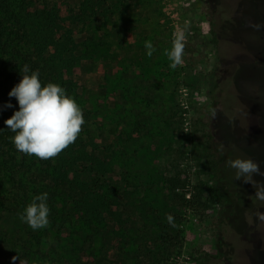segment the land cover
<instances>
[{
    "label": "rangeland",
    "instance_id": "374dc122",
    "mask_svg": "<svg viewBox=\"0 0 264 264\" xmlns=\"http://www.w3.org/2000/svg\"><path fill=\"white\" fill-rule=\"evenodd\" d=\"M125 1L106 58L82 57L72 76L85 123L67 147V179L74 204L102 218L92 241L78 234L76 249L66 245L63 264H264V201L226 166L251 159L264 172V0ZM180 33L183 64L173 70L164 52ZM179 179L193 205L177 194ZM103 187L111 203L100 209ZM32 231L0 210V262L52 264L30 260L36 244L17 259Z\"/></svg>",
    "mask_w": 264,
    "mask_h": 264
},
{
    "label": "trees",
    "instance_id": "16d2710c",
    "mask_svg": "<svg viewBox=\"0 0 264 264\" xmlns=\"http://www.w3.org/2000/svg\"><path fill=\"white\" fill-rule=\"evenodd\" d=\"M47 2L50 3L46 5ZM123 2L126 1L86 0L77 11L69 1L65 4L55 0H0V210L20 215L35 195L45 192L50 209L49 225L36 233L32 231L19 252H12L20 261L21 257L29 260L27 252L36 244L38 259L32 257L31 261L63 264L70 252L66 245L76 249L78 234L84 241L94 239L93 227L98 221L95 217L101 219L102 210L92 215L90 211H94L87 208L88 204H74L73 182L67 179L70 165H75L70 161L73 157L71 150L66 148L57 157L44 160L16 149L11 139L15 133L5 121L19 110V104L9 93L23 79L25 73L21 70L27 65V74L37 72L42 86L58 84L68 96L81 102L79 88L72 76L82 57L106 58L112 46L108 30ZM130 4L124 5V11L131 7ZM113 28L115 34L119 33L116 24ZM102 89L105 90V86ZM9 103L12 107H6ZM48 179L54 183H48ZM185 184L179 179L174 188H183V192L177 194L193 205V200L187 197L190 190ZM59 185L63 191L57 190ZM109 191L104 187L98 190L100 196L108 199L107 202L101 201L100 209L111 203ZM9 239L11 244L13 239ZM5 241H0V245H5ZM0 264L11 263L4 259Z\"/></svg>",
    "mask_w": 264,
    "mask_h": 264
},
{
    "label": "clouds",
    "instance_id": "9594fccd",
    "mask_svg": "<svg viewBox=\"0 0 264 264\" xmlns=\"http://www.w3.org/2000/svg\"><path fill=\"white\" fill-rule=\"evenodd\" d=\"M250 26L256 29L261 27L259 24ZM184 39L183 33L174 34L172 48L164 52L173 70L183 64ZM145 48L146 54L151 57L155 48L150 40L145 41ZM21 71L25 73L23 79L9 93L10 97L17 98L19 110L5 124L15 133L11 139L19 152L39 159H53L73 144L83 130L85 119L82 109L60 85L48 83L42 86L37 72L27 74V65ZM6 107H12L11 103ZM226 166L236 170L237 180L251 183L256 188L257 199L264 201V185L253 180L254 175L264 176L257 162L251 159H229ZM47 198L46 192L35 195L20 214L21 221L33 230L46 228L50 223ZM257 218L264 220V213L258 212ZM168 220L172 221L170 215Z\"/></svg>",
    "mask_w": 264,
    "mask_h": 264
}]
</instances>
